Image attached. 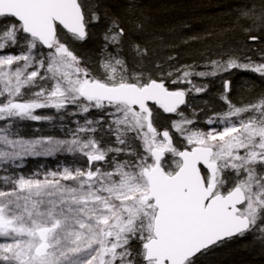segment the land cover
Wrapping results in <instances>:
<instances>
[{
  "label": "snow or ice",
  "instance_id": "snow-or-ice-1",
  "mask_svg": "<svg viewBox=\"0 0 264 264\" xmlns=\"http://www.w3.org/2000/svg\"><path fill=\"white\" fill-rule=\"evenodd\" d=\"M192 7L0 0V264H264V0Z\"/></svg>",
  "mask_w": 264,
  "mask_h": 264
},
{
  "label": "trees",
  "instance_id": "trees-1",
  "mask_svg": "<svg viewBox=\"0 0 264 264\" xmlns=\"http://www.w3.org/2000/svg\"><path fill=\"white\" fill-rule=\"evenodd\" d=\"M240 0H225L226 4H236L239 3ZM153 3L155 5V9L157 10L159 14V18L162 22L168 23V24H179L183 20H191L192 21V27L190 30H185L182 35H192L193 33H197L203 30V28L206 26L203 23H200V17L204 16L205 13L202 12L200 9H194L192 7V0H153ZM221 9L215 10V15L222 14ZM214 13L209 11L206 13V15H213ZM181 35V34H178ZM200 45L193 43L187 48L182 46V51H187L188 49L195 50L196 48H199ZM190 62V61H188ZM249 76L252 79H255L256 77L253 74L247 73L244 74ZM259 82V81H257ZM35 125L39 124H33L32 127H38Z\"/></svg>",
  "mask_w": 264,
  "mask_h": 264
},
{
  "label": "rangeland",
  "instance_id": "rangeland-1",
  "mask_svg": "<svg viewBox=\"0 0 264 264\" xmlns=\"http://www.w3.org/2000/svg\"><path fill=\"white\" fill-rule=\"evenodd\" d=\"M40 127V125H35ZM40 164H47L49 166H54V158H30L28 162V167L30 169H35Z\"/></svg>",
  "mask_w": 264,
  "mask_h": 264
}]
</instances>
